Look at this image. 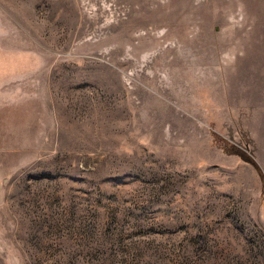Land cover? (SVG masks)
<instances>
[{
    "label": "rangeland",
    "instance_id": "374dc122",
    "mask_svg": "<svg viewBox=\"0 0 264 264\" xmlns=\"http://www.w3.org/2000/svg\"><path fill=\"white\" fill-rule=\"evenodd\" d=\"M264 0H0V264H264Z\"/></svg>",
    "mask_w": 264,
    "mask_h": 264
},
{
    "label": "trees",
    "instance_id": "16d2710c",
    "mask_svg": "<svg viewBox=\"0 0 264 264\" xmlns=\"http://www.w3.org/2000/svg\"><path fill=\"white\" fill-rule=\"evenodd\" d=\"M261 179H262V187L264 186V175L263 173H260Z\"/></svg>",
    "mask_w": 264,
    "mask_h": 264
}]
</instances>
